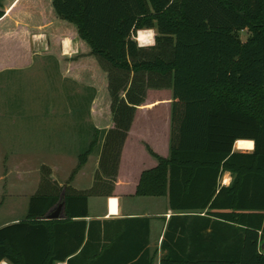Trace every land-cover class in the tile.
I'll use <instances>...</instances> for the list:
<instances>
[{
	"label": "trees",
	"instance_id": "trees-1",
	"mask_svg": "<svg viewBox=\"0 0 264 264\" xmlns=\"http://www.w3.org/2000/svg\"><path fill=\"white\" fill-rule=\"evenodd\" d=\"M52 8L60 20L76 27L90 54L110 68L114 128L106 134L93 129L92 141L63 186L50 181L46 166L40 167V186L29 197L25 216L0 228V263L56 264L68 257L59 239L61 221L43 219L62 194L63 222L76 219L78 226L73 251L81 247L88 198L108 197L113 191L134 117L129 105H140L146 89L170 88V155L163 159L148 149L158 163L141 174L136 195H167L172 211L223 212L207 213L222 222L210 227L205 243L192 230L186 237L183 224L175 221L180 218L172 217L160 264H264L259 249L264 237V0H52ZM3 14L0 9V18ZM139 30H155L156 43L171 44L170 56L150 57L138 47L134 36ZM244 30L248 37L242 42L239 33ZM101 140L92 187L75 191L69 182ZM237 140H252L253 153H232ZM251 146L236 143L240 149ZM223 172L234 177L230 186L218 188ZM128 221L141 223L139 247L110 257L118 264H152L149 218ZM85 248L86 242L67 264H79Z\"/></svg>",
	"mask_w": 264,
	"mask_h": 264
},
{
	"label": "crops",
	"instance_id": "crops-1",
	"mask_svg": "<svg viewBox=\"0 0 264 264\" xmlns=\"http://www.w3.org/2000/svg\"><path fill=\"white\" fill-rule=\"evenodd\" d=\"M0 9L4 13L0 18V75L6 72L27 70L36 63L39 67H43L49 60L56 65L61 79L70 78L78 83L79 78L83 76L80 75V70H83L86 64L94 63V57L90 55V48L78 37L76 27H72V24L62 21L56 16L52 8V0H1ZM79 53L83 56L79 57ZM66 60H69L67 62L68 70L64 69ZM103 91L105 97L107 93L108 98L106 97L105 103L101 106L96 97L90 105L89 115L93 127L106 134L114 128L106 75H104ZM155 92L164 94H156L154 102L151 103H146L147 99H144L138 106L129 105L134 108V117L121 149L113 191L108 197L88 198V216L83 219L86 222L84 242L77 251H73L77 243L76 219L63 222L66 220L64 213L61 217L51 219L62 223L59 239L61 243L65 244L62 253H67L66 256H68L64 261H57L56 264H67V260L75 257L79 252L81 254V248L85 242V252L79 264H118L110 257L111 253L124 256L128 252L133 253L139 247L137 245L141 238V223L125 222L137 218H149L147 248L149 256L152 258V264H160L163 254L161 244L168 222L172 217L180 218L175 221L183 224V233L186 237L190 234L189 230H192L196 237L203 238L204 243L212 232L210 227L216 228L217 223L222 222V220L209 215L210 213L207 214L208 212H223L221 210L172 211L167 195L158 197L136 195L141 174L154 169L158 163L156 158L149 154L148 149L163 159H168L170 155L172 90L170 88L155 89ZM121 97H124L123 93ZM141 114H144L145 117L137 119V116ZM54 127H57V124ZM150 129L154 135L152 141H150ZM54 134L53 137L56 138ZM237 142H251L252 146L250 149H240L236 147ZM55 144L54 141V147L46 145L45 154L48 150L56 151ZM253 151L254 142L252 140H237L232 146V153L252 154ZM90 157L87 159L88 161ZM98 165L99 156H96L94 157V166L88 169L84 165L74 176L70 187L75 191L89 190L93 185ZM13 174V169L7 171V175ZM30 174L31 171L26 175ZM233 177L230 172L221 173L217 182L218 188L230 186ZM5 180L3 175L0 176V182ZM10 196L14 199L13 193ZM14 206V203L10 205L12 209ZM262 214L264 215V211ZM21 219H16L14 215L10 216L0 222V228L14 224ZM206 223H209L208 228L204 227ZM122 237H124L123 240ZM115 241H119L116 242L117 246L113 250H109ZM259 249L264 252V237L260 239ZM197 252L205 254V251L200 249ZM103 256L105 257L103 258ZM2 263L8 264L7 262Z\"/></svg>",
	"mask_w": 264,
	"mask_h": 264
},
{
	"label": "rangeland",
	"instance_id": "rangeland-1",
	"mask_svg": "<svg viewBox=\"0 0 264 264\" xmlns=\"http://www.w3.org/2000/svg\"><path fill=\"white\" fill-rule=\"evenodd\" d=\"M147 31H150L149 41L143 45L136 39L139 35L136 32L137 46L145 48L150 57L155 54L169 57L171 44L156 43L155 30H139L138 33ZM240 38L243 41L247 38L246 31L240 33ZM82 56L79 53V57ZM94 60L80 70L84 77L81 76L78 83L70 78L61 79L56 65L49 60L43 67L36 63L30 69L0 75V176L6 178L0 182V222L13 215L16 219L24 217L29 197L39 189L41 166L50 171V181L63 186L77 166L79 154L92 141L94 127L90 122L89 108L96 97L101 106L108 98L103 86L104 75L108 80L110 69L104 61L95 57ZM68 61L64 62L66 70ZM151 81L154 82L153 76ZM154 90H145L146 103L154 102L156 94H164L154 93ZM144 117L141 114L137 119ZM149 135L152 141V130ZM54 141L56 151L48 150L45 154V146L54 147ZM101 146L102 140L89 155V161L86 160L84 165L88 169L94 166V157L100 158ZM9 169L14 170L13 175H7ZM29 171L31 174L26 175ZM12 193L14 199L10 196ZM13 203L14 209L10 207Z\"/></svg>",
	"mask_w": 264,
	"mask_h": 264
},
{
	"label": "water",
	"instance_id": "water-1",
	"mask_svg": "<svg viewBox=\"0 0 264 264\" xmlns=\"http://www.w3.org/2000/svg\"><path fill=\"white\" fill-rule=\"evenodd\" d=\"M63 194L61 196L60 201L57 203V205L52 208L45 216L44 220H51V219H56L58 217L63 216Z\"/></svg>",
	"mask_w": 264,
	"mask_h": 264
},
{
	"label": "bare ground",
	"instance_id": "bare-ground-1",
	"mask_svg": "<svg viewBox=\"0 0 264 264\" xmlns=\"http://www.w3.org/2000/svg\"><path fill=\"white\" fill-rule=\"evenodd\" d=\"M148 33H150V31H147L146 33L145 32L138 33L139 35L137 36V40H138V42L141 45H143V44L147 43V41H149L148 40V37H149V34ZM2 264H5V263H2Z\"/></svg>",
	"mask_w": 264,
	"mask_h": 264
},
{
	"label": "built area",
	"instance_id": "built-area-1",
	"mask_svg": "<svg viewBox=\"0 0 264 264\" xmlns=\"http://www.w3.org/2000/svg\"><path fill=\"white\" fill-rule=\"evenodd\" d=\"M137 35H138V32H137Z\"/></svg>",
	"mask_w": 264,
	"mask_h": 264
}]
</instances>
